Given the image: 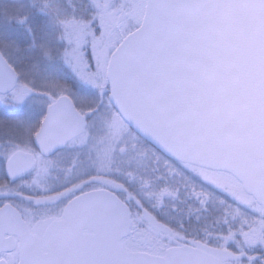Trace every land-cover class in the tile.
<instances>
[{
  "label": "snow or ice",
  "instance_id": "obj_1",
  "mask_svg": "<svg viewBox=\"0 0 264 264\" xmlns=\"http://www.w3.org/2000/svg\"><path fill=\"white\" fill-rule=\"evenodd\" d=\"M0 11V264H264V0L228 7L259 41L243 87L209 92L176 70L163 29L65 22L52 59L38 0ZM129 12L132 9H128ZM43 68V72L40 69ZM108 97L139 147L92 137Z\"/></svg>",
  "mask_w": 264,
  "mask_h": 264
},
{
  "label": "water",
  "instance_id": "obj_2",
  "mask_svg": "<svg viewBox=\"0 0 264 264\" xmlns=\"http://www.w3.org/2000/svg\"><path fill=\"white\" fill-rule=\"evenodd\" d=\"M145 16L163 29L164 44L176 70L209 92L243 87L259 41L246 15L228 7L166 9L147 0ZM121 115L129 114L121 109Z\"/></svg>",
  "mask_w": 264,
  "mask_h": 264
},
{
  "label": "rangeland",
  "instance_id": "obj_3",
  "mask_svg": "<svg viewBox=\"0 0 264 264\" xmlns=\"http://www.w3.org/2000/svg\"><path fill=\"white\" fill-rule=\"evenodd\" d=\"M38 2L48 8V17L53 19L52 26L62 27L61 40L66 21L76 25L83 24L88 28H92L95 32H100L101 26L97 22L96 11L102 7L115 9L107 17V23L121 31L135 30L137 23L135 17L141 14L145 16L147 5V0H38ZM11 5V0H0V11L8 10ZM63 7L69 8V12L64 11ZM128 9H132V11L129 12ZM52 37L51 34L50 40L53 39ZM58 63L59 61H55L53 64ZM40 71L43 72V68ZM87 103L95 105L94 112L99 109V112L95 113L93 120L90 122L93 139L96 141L103 140L112 132L113 128L110 126H114L120 129L122 137H129L126 144L127 154L137 155L139 147L131 139V137H135V132L131 130L120 114L111 107L109 98L101 95L100 97L89 98Z\"/></svg>",
  "mask_w": 264,
  "mask_h": 264
},
{
  "label": "trees",
  "instance_id": "obj_4",
  "mask_svg": "<svg viewBox=\"0 0 264 264\" xmlns=\"http://www.w3.org/2000/svg\"><path fill=\"white\" fill-rule=\"evenodd\" d=\"M12 5L8 7V9H11ZM63 10L66 12H69V8L63 7ZM53 19L48 16H42L39 20L40 25L44 26L46 28V31L48 33V36L51 37V34L53 35V39H51L52 45V59L50 64H53L55 61H59V55L58 50L60 48V37L62 34V27H55L52 26Z\"/></svg>",
  "mask_w": 264,
  "mask_h": 264
}]
</instances>
